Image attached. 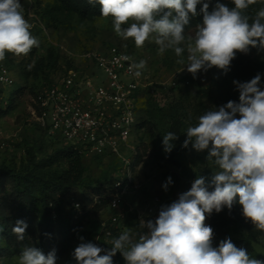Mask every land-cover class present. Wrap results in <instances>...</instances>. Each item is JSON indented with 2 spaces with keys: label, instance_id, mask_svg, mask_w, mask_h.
Masks as SVG:
<instances>
[{
  "label": "rangeland",
  "instance_id": "374dc122",
  "mask_svg": "<svg viewBox=\"0 0 264 264\" xmlns=\"http://www.w3.org/2000/svg\"><path fill=\"white\" fill-rule=\"evenodd\" d=\"M204 2L209 3V12L218 2L233 6L231 0H201L197 4V14H203ZM20 3L39 46L33 47L26 55L6 53L5 59L0 61V69L6 70L7 78V82H0V170H14L25 175L37 167L35 171L46 178L52 170L44 167L47 159L55 150L67 146L60 139L48 137L38 126L36 114H32L35 92L70 71L88 68L96 73L97 77L92 78L97 84L101 74L95 66H90L88 57L111 47L126 52L134 63L140 60L147 62L140 75L142 129L130 137V144L133 139L138 153L133 170L134 187H129L121 197L119 211L111 209L108 201L103 202L101 198H109L112 193L111 183L120 169L119 162L106 157L83 156L86 178L81 186L65 194L63 205L71 212L69 199L74 198L86 208L75 214L76 232L63 254L58 252L60 237H56L53 244L56 264H77L72 252L82 242L80 237L84 238L83 242H92L103 249H109L111 240L124 231H130L133 239L138 240L140 234L149 231L140 228V221H153V213L149 209L160 210L162 206L178 200L181 194L191 189L197 178L203 177L208 190H214L212 177L218 168L207 160V149L197 152L191 144L183 147L186 129L190 125L195 126L199 117L209 110H218L229 101L239 103L240 93L234 81L249 82L259 74V87L264 90V50L250 47L247 53L237 52L227 73L212 67L207 71L200 70L194 78L187 71L186 52L185 64L182 65L176 63L178 58L172 50L158 55V45L153 37L143 47L137 48L131 38L123 40L115 34L111 17L80 18L63 10L57 0H20ZM261 7H264V0L251 5L247 14L254 16ZM196 28L197 25L185 29L186 36L194 34ZM168 132L177 136L172 141L175 149L171 152L174 155L166 153L163 148V136ZM124 154L129 156L128 152ZM169 177L172 183L165 190L163 185ZM32 185L33 195L39 197L40 183ZM2 193L11 200L13 191L9 183L4 184ZM36 208L40 211L39 204ZM230 211L234 215L232 218L229 216L225 224L221 222L212 226V218H219L221 213L213 212L206 216L205 224L213 227V247H218L219 232H223L225 239H231L235 246L246 249L251 258L264 259V232L256 230L251 221L243 217L242 206L238 203ZM5 214L11 217L13 212L6 209ZM116 215H119L116 225L106 236L103 226ZM0 229V264H19L23 248L10 247L4 239L1 223ZM113 262L127 264L119 252L113 257Z\"/></svg>",
  "mask_w": 264,
  "mask_h": 264
},
{
  "label": "clouds",
  "instance_id": "9594fccd",
  "mask_svg": "<svg viewBox=\"0 0 264 264\" xmlns=\"http://www.w3.org/2000/svg\"><path fill=\"white\" fill-rule=\"evenodd\" d=\"M257 2L231 0L232 7L218 2L211 12L204 2L203 24L186 36L184 27L190 14L197 15L201 0H89L100 5L103 18H112L115 34L123 40L131 38L137 48L153 37L158 55L172 50L176 63L182 65L186 52L187 71L194 78L200 70L212 67L227 73L237 52L247 53L250 47L264 50V7L254 16L247 14ZM31 27L20 0H0V61L6 53L26 55L39 46ZM146 64L140 60L130 68L139 77ZM260 81L259 74L249 82L234 81L239 103L229 101L218 110H209L186 129L183 147L191 144L197 152L207 149V160L218 168L212 177L214 190H208L203 177L195 179L178 200L162 206L155 222L140 221V228L149 231L138 240L124 231L111 240L109 249H103L80 237L82 242L72 252L77 264H113L117 252L127 264H264L231 239L213 247V229L205 224L206 216L225 207L231 210L238 203L243 217L264 232V90ZM176 139L172 132L163 136L166 153ZM171 183L169 177L164 189ZM27 227L24 220H17L12 232L23 241ZM19 264H56L55 249L45 255L39 248L25 246Z\"/></svg>",
  "mask_w": 264,
  "mask_h": 264
},
{
  "label": "built area",
  "instance_id": "2783aa9c",
  "mask_svg": "<svg viewBox=\"0 0 264 264\" xmlns=\"http://www.w3.org/2000/svg\"><path fill=\"white\" fill-rule=\"evenodd\" d=\"M88 59L90 66H95L101 74L97 84L92 78L96 73L89 68L70 71L36 92L32 114H36L38 126L48 137L60 139L82 156L106 157L119 162L120 169L111 183L108 201L111 209L119 211L121 197L129 187H134L137 151L133 139L130 144V137L139 131L141 79L130 68L134 63L130 55L117 47L92 53ZM0 82H7L3 68L0 69ZM69 204L76 218L81 203L70 198ZM160 210L149 209L153 222ZM118 217H112L103 226L106 236L111 234Z\"/></svg>",
  "mask_w": 264,
  "mask_h": 264
},
{
  "label": "trees",
  "instance_id": "16d2710c",
  "mask_svg": "<svg viewBox=\"0 0 264 264\" xmlns=\"http://www.w3.org/2000/svg\"><path fill=\"white\" fill-rule=\"evenodd\" d=\"M57 2L63 10L74 13L80 18L102 17L98 3L90 4L89 0H57ZM202 22L203 14L199 13L195 16L190 14L189 23L185 25L184 30ZM12 92L13 95L14 91ZM7 101H10V99H7ZM7 104V108H9L10 105ZM137 128L138 130L142 129V124L139 123ZM174 149L175 146L172 150ZM170 154L174 155L175 153L170 152ZM82 157L77 150L70 146L55 150L44 165V167L52 169L46 178L39 171H35L37 167L32 169L31 173L25 175L15 173L14 170H0V195L3 194L6 182L9 183L10 189L13 191L11 200L7 199L5 195L0 196V223L3 226L4 239L10 247L18 249L25 246H34L47 255L53 250V244L56 237L59 236L60 240L57 244L59 254L67 251L76 232L74 222L77 218H73V214L64 208L63 203L65 194L81 186L86 178V170L82 166ZM137 157L138 153L134 163ZM60 166L64 168L59 169ZM35 183H40L39 197L33 195L34 185L32 184ZM108 199V197L101 198V201L106 202L109 201ZM38 204L40 211L36 208ZM85 208L86 205H82V209ZM6 209L12 210L13 215L11 217L5 214ZM39 213H41V216ZM219 213H221L219 218H215V220L212 218V226L213 224L219 225L221 222L225 224L229 216L232 218L234 215L232 211L226 210V208ZM53 215L54 218H52ZM17 220H24L28 225L23 241L18 240L12 232ZM219 233L217 246L225 240L224 233ZM255 259L264 261L260 257Z\"/></svg>",
  "mask_w": 264,
  "mask_h": 264
}]
</instances>
